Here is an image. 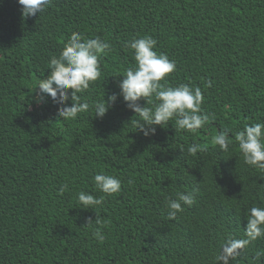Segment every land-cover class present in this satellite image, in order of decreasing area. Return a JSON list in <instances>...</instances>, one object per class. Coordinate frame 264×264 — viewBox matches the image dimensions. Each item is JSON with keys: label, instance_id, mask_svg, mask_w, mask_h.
Returning <instances> with one entry per match:
<instances>
[{"label": "trees", "instance_id": "16d2710c", "mask_svg": "<svg viewBox=\"0 0 264 264\" xmlns=\"http://www.w3.org/2000/svg\"><path fill=\"white\" fill-rule=\"evenodd\" d=\"M73 32L111 45L101 76L77 93L89 104L118 96L102 119L92 109L60 119L50 97L34 99ZM145 36L175 62L161 84L201 89L213 118L196 132L175 119L154 135L137 130L119 83L136 64L130 42ZM262 122L264 0H50L27 17L18 0H0V264H224L225 247L248 239L250 209L264 208V169L247 164L235 141ZM222 130L227 151L212 143ZM191 144L201 146L195 155ZM101 172L120 179V191L79 208L80 191L104 195ZM193 189V205L169 219L168 199ZM227 264H264V235Z\"/></svg>", "mask_w": 264, "mask_h": 264}, {"label": "clouds", "instance_id": "9594fccd", "mask_svg": "<svg viewBox=\"0 0 264 264\" xmlns=\"http://www.w3.org/2000/svg\"><path fill=\"white\" fill-rule=\"evenodd\" d=\"M49 2L50 0H18L22 6V15L25 17L43 12ZM156 44L157 41L150 36L133 39L130 42L129 46L134 50L136 64L133 68H129L122 77L119 83V96L123 98L128 109L139 117L135 121L137 130L146 137L154 135L157 126L163 127L173 119H175L177 128L196 132L213 118L211 114L202 112L201 89L199 87L193 89L188 85L166 87L161 84L162 80L175 71L176 65L166 55L157 54L154 51ZM110 48L111 45L99 37L85 39L79 32H73L59 57L51 58L50 71L47 77L40 81L35 91V101L44 103L50 97L59 106L57 115L60 119H74L79 113L89 109L95 112V118L102 119L109 108L114 105L118 96L113 94L107 100L89 104L81 103L77 93L88 89L90 83L101 76L99 58ZM211 84L212 82L209 81L206 86L211 87ZM142 100L145 106L141 105ZM235 141L247 164L264 169V122L246 126L236 134ZM212 143L219 146L222 151H227L229 133L219 131L213 137ZM199 150H201L199 144H191L187 148L191 155H195ZM94 181L96 188L104 195L97 198L90 193L80 191L78 193L79 208L96 209L103 204L105 196L116 194L121 189L120 179L103 172L96 174ZM68 190L69 185L65 183L61 185L59 194ZM195 191L196 189L188 193L180 192L177 193L176 199H168L169 219H175L177 213L183 211V206L193 205ZM92 223L89 219L87 226ZM95 223L100 224L101 222L95 219ZM107 224L108 222L104 221L102 226L106 227ZM245 232L248 239L231 241L217 259L227 264L228 258L237 249H242L250 241L264 235V208L250 209ZM93 236L100 243L105 240L101 227L93 230Z\"/></svg>", "mask_w": 264, "mask_h": 264}]
</instances>
